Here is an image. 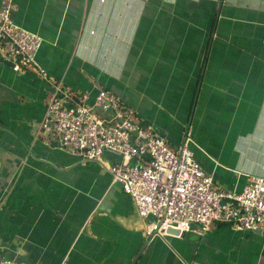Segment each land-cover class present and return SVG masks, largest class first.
I'll use <instances>...</instances> for the list:
<instances>
[{
  "label": "crops",
  "instance_id": "obj_1",
  "mask_svg": "<svg viewBox=\"0 0 264 264\" xmlns=\"http://www.w3.org/2000/svg\"><path fill=\"white\" fill-rule=\"evenodd\" d=\"M14 1L16 24L43 40L36 60L51 79L90 102L114 92L172 151L189 132L218 188L264 178V0ZM50 96L34 71L0 61V260L264 264V236L220 223L149 241L102 164L35 136Z\"/></svg>",
  "mask_w": 264,
  "mask_h": 264
},
{
  "label": "built area",
  "instance_id": "obj_2",
  "mask_svg": "<svg viewBox=\"0 0 264 264\" xmlns=\"http://www.w3.org/2000/svg\"><path fill=\"white\" fill-rule=\"evenodd\" d=\"M17 10L14 0H0V61L18 75L32 70L51 85L35 136H53L60 149L102 164L133 200L149 241L167 236L169 229L179 236L193 230L204 234L213 223L237 232L264 233V178L251 177L239 192L218 188L194 158L189 132L173 152L114 92L99 89L90 102L89 92L77 95L51 79L36 60L43 40L16 24ZM105 152L120 161L105 165ZM0 264L25 263L2 259Z\"/></svg>",
  "mask_w": 264,
  "mask_h": 264
},
{
  "label": "water",
  "instance_id": "obj_3",
  "mask_svg": "<svg viewBox=\"0 0 264 264\" xmlns=\"http://www.w3.org/2000/svg\"><path fill=\"white\" fill-rule=\"evenodd\" d=\"M8 66H9V65H8ZM192 104H193V103H192ZM193 107H194V104L192 105V109H193ZM221 204L223 205L224 202H221ZM253 232H256V233L261 234L262 236H264V233H262V232L259 231V230H256V231H253ZM167 234H168V235H175V236H177V235H179V232H178L177 230L169 229V230H167Z\"/></svg>",
  "mask_w": 264,
  "mask_h": 264
},
{
  "label": "rangeland",
  "instance_id": "obj_4",
  "mask_svg": "<svg viewBox=\"0 0 264 264\" xmlns=\"http://www.w3.org/2000/svg\"><path fill=\"white\" fill-rule=\"evenodd\" d=\"M173 152H175V151H173Z\"/></svg>",
  "mask_w": 264,
  "mask_h": 264
}]
</instances>
